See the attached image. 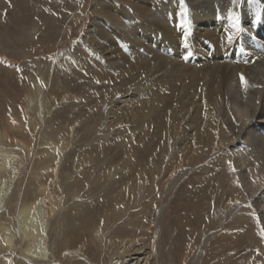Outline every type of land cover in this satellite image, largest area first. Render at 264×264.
I'll list each match as a JSON object with an SVG mask.
<instances>
[{
  "label": "rangeland",
  "instance_id": "rangeland-1",
  "mask_svg": "<svg viewBox=\"0 0 264 264\" xmlns=\"http://www.w3.org/2000/svg\"><path fill=\"white\" fill-rule=\"evenodd\" d=\"M189 5L182 19L172 0H0V134L11 138L0 143L26 160L0 220H13L21 196L34 201L40 185L52 184L62 201L49 223L51 264H114L142 251L157 253L147 264H264V221L235 160L241 156L247 179L258 178V152L236 145L224 123L211 140L201 132L208 104L227 97L228 82L216 64L167 52L177 45L165 24L174 33L184 22L197 35ZM112 10L123 15L110 18ZM144 31L166 36V51L133 35ZM52 142L66 144L60 166ZM111 238L128 241L124 255ZM80 245L84 258L66 254Z\"/></svg>",
  "mask_w": 264,
  "mask_h": 264
},
{
  "label": "bare ground",
  "instance_id": "bare-ground-1",
  "mask_svg": "<svg viewBox=\"0 0 264 264\" xmlns=\"http://www.w3.org/2000/svg\"><path fill=\"white\" fill-rule=\"evenodd\" d=\"M186 2L190 3L189 6L191 8V13H192L191 26L192 28L195 29L196 31L195 33L197 35L192 37L191 28L187 24L186 27L184 22L181 24V26L177 25L176 27L173 28L175 30L174 31L175 35L174 33H170V27L168 26L169 23L168 25L165 24L166 26H165L164 34L171 36L172 40L174 41V44L180 48L178 50L177 47L175 46L174 48V45L172 44L168 46L170 47V50L167 49V52H169L170 54L173 53L174 51L175 52V55L173 54L174 56L176 57L183 56L182 59L195 62L199 65H201V62L204 61L205 62L208 61L211 66L216 64L213 70L217 73V77H219V79L221 80H224V85H226V81L228 82L226 88L227 97L226 98L220 97L215 102H213L214 104L211 103V105L208 104L207 106V116L205 115L207 117V120L205 121V124L202 128L201 131L202 135L203 137L209 140H211L214 137L216 138L217 129L219 128L220 130H222L223 129L222 125L224 123L228 127L227 130L229 136L230 135L234 136L236 145L239 144L248 145L249 147H253L254 149H256L260 157L258 158L261 159L262 165L264 166V0H185V3ZM193 2L195 3L203 2L202 6L198 5V7H200L199 9L201 13H198L200 11L197 10L195 11L192 9V7L195 6V5L192 6ZM145 3L143 2V5ZM135 4L138 5L137 3ZM176 4L178 5L180 4L179 0H172V5H174V7H176ZM111 5L113 6V4ZM103 7L104 6H102V8ZM111 12H112L111 14L109 13L110 15L108 14L110 18L115 17V19H117V16L120 15V14L118 15L116 14L117 16H114L113 10ZM141 12H143V10ZM178 15L180 14H177L175 18ZM125 16H126V12H125ZM127 19L129 18L127 17L126 20ZM237 21H239V23H237ZM170 25L172 26V24ZM108 33L110 34V32ZM144 33L145 31L138 32L137 34L135 32L133 33V35H135V37L138 36L139 38L143 37L147 39L150 43L149 46L156 45L160 49L165 48L166 44L164 37H166L167 35L166 36L163 35L164 37H161L162 36L161 35L158 38V36L156 37L153 34L148 35V33L147 34ZM105 35H107V32ZM229 37H231V39ZM164 50L166 51V48ZM189 53H191V55H188ZM186 56L187 59L185 58ZM208 56H210V58L207 59ZM177 59L178 58L175 59L176 62H178ZM178 64H181V62ZM236 64H238L239 66V74ZM241 74H243V76L247 79L248 82L247 85H245L241 81L240 79ZM41 87L40 86L37 87V91H38L37 100L44 102L42 100L44 96L41 95ZM28 97L30 104L33 105L35 98L32 95ZM39 117L45 122L43 113L40 112ZM31 123L34 124V128H36L38 125L36 118L31 119ZM110 123L112 122L110 121ZM41 135L46 137V139L44 138L45 141L51 140L49 138L50 136H48L47 133H42ZM0 136H1L0 138H2L3 136L10 138L9 136H7V134H3V135L0 134ZM19 143L24 148H28V145H26L24 141ZM204 144L205 142H202L201 140L198 141V148L196 149V151L200 147L205 146ZM51 145H52L51 150L52 153L54 154L53 158H55L56 160L55 164L56 166H60L62 156L66 148V144L64 145V143L61 142L59 143L52 142ZM11 148L5 147L2 143H0V218L3 217L2 215L3 213L8 211L10 212V205L18 187L17 184L20 182V181L18 182V180L21 176V168H23L26 163V160L23 157H19L18 153L13 151ZM217 148L219 147L217 146ZM203 149L207 151L209 150V146L204 147ZM233 150H236V148L234 147ZM36 154L37 153H35V155ZM240 157H235L239 172L238 174H240L243 177L244 181L251 182V183L249 182L250 185H248L249 187L247 190V194L248 197H252L255 203H257L256 205H258V207L256 211L261 214L264 221V201H263L264 199L261 197V195H263L264 197V190L261 189L262 190L261 191L259 188L262 185L261 173L264 176V169H262L261 172L257 173V176L258 178H261V181H259L258 178L247 179V176H245L246 170L242 169V168H246V166L245 164H241L242 160ZM51 171L54 173V175L58 174L57 167L56 168L51 167ZM239 183L241 182L239 181ZM51 185L50 184L40 185L41 187H40L39 197H37V199L34 201H28V200L24 201V197L22 196L21 198L19 197L20 200L17 199L19 200V202L17 201L18 205L16 206L15 210H13L14 212H11L12 215L10 217H12L13 220L12 221L5 220L4 222L0 220V264H15L16 262L14 263V261L16 257L19 256L17 253L19 250L22 252V255L19 256V258H21L22 260L21 261L22 264H51L50 262L52 261L53 258L52 253H53L54 244L51 241L50 220L52 216H54L55 213H57V210L61 205L60 202L62 201L61 200L58 203L59 199L58 197H56L55 191L52 188L53 186ZM105 222H107V220ZM96 233L99 234L98 231ZM110 242L111 244L118 246L117 251L119 255H124L125 252L127 251L126 249L128 246V241H126L125 238H116V241L111 238ZM262 251L263 254L261 258L264 259V250ZM66 254L79 255L84 258L83 249L81 245L74 249L66 248ZM156 255L142 251L133 256H130L126 260L124 259V261L120 259L121 257L120 256L119 258L115 259L114 264H147L155 257L158 258V256Z\"/></svg>",
  "mask_w": 264,
  "mask_h": 264
},
{
  "label": "snow or ice",
  "instance_id": "snow-or-ice-1",
  "mask_svg": "<svg viewBox=\"0 0 264 264\" xmlns=\"http://www.w3.org/2000/svg\"><path fill=\"white\" fill-rule=\"evenodd\" d=\"M179 3H180V15L186 17L188 13V9L185 0H179ZM237 23H239V21H237ZM229 38L231 39V37ZM188 55H191V53H189ZM185 58L187 59V56ZM240 79L245 85H247L248 83L247 79L243 76V74H241ZM262 235H264V233H262Z\"/></svg>",
  "mask_w": 264,
  "mask_h": 264
}]
</instances>
